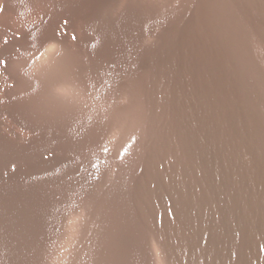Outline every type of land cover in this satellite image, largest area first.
Wrapping results in <instances>:
<instances>
[{"label":"rangeland","instance_id":"1","mask_svg":"<svg viewBox=\"0 0 264 264\" xmlns=\"http://www.w3.org/2000/svg\"><path fill=\"white\" fill-rule=\"evenodd\" d=\"M8 1L11 3L8 4ZM247 1L0 0V9H3L0 12V59L7 61V66H0V264H188L187 249L177 244L170 227L166 228H170L167 233L163 226V220L171 218L173 212L171 199H162L167 193L163 191L162 183H169L170 186L176 183L178 188L181 185L179 190L185 192L181 191L182 196L186 194L183 199L189 202L185 204L194 201L197 205L191 203L192 207L195 206V223L203 226V231L205 226L209 230H205L207 235L198 247V250L204 249V244H208L207 250L205 248L208 254L199 263L235 264L239 260L236 254L241 256L243 253H239L238 248L248 239L246 233L240 231L244 227L242 223L246 221L243 217L238 218L244 212L240 209L242 204L239 205L235 190H232L234 193L230 190H227L230 194L226 193L225 184L219 182L221 179L217 177L221 184L218 185L217 178L212 180L206 171L208 149H218L219 138L225 137L223 140H227L225 134L229 128L224 125L225 117L215 112L214 103L204 97L201 89L203 78L196 71L189 74L190 68L183 71L180 68H195L194 58L187 52H218L224 47L247 103L254 107L257 118L253 103L256 100L258 110L264 115V0H261L263 8L259 14L252 17L245 15L242 9ZM254 17L259 18L258 23L254 22ZM39 23L45 27L47 25V28L40 27ZM57 23L61 25L59 28ZM41 28L57 36L62 31L59 34L64 35L67 44L70 36L74 37V42L78 44L77 64L74 66L72 63L71 66L74 69L77 66L72 70L78 76L82 75L79 76V81H83L81 84L94 87L98 98L114 108L133 107L149 131L139 138L138 132H135L137 129L124 123L120 127L117 119L102 111L92 115L84 108L72 111L70 107L47 106L46 109L27 89L28 86L22 85L26 83L22 82L23 75L16 68V62L25 54L26 48L20 46L24 44V38L28 41L33 36L36 38L49 33L37 31ZM75 33L79 35L78 40ZM51 42L36 52H43L56 44V41ZM12 44H16L14 48ZM70 44L65 52H70ZM167 51L175 64L171 70L158 59L145 61L146 58H143L145 53L151 52H163V57ZM13 69L16 71L12 74ZM18 74L21 77L17 78ZM90 87L87 89L90 90ZM66 90L69 87L64 92ZM71 90L75 91L69 92L73 96H66L68 92L60 95L64 92L58 90L59 93L54 92H57L55 97L61 96L62 100L57 99L73 103L81 95L77 94V90ZM206 102L211 105L208 106ZM65 109L67 112L62 111ZM210 125L213 129L215 127L216 132L212 133ZM219 126L227 129H220ZM129 130L132 132L130 135ZM218 131L222 136L218 133L217 137ZM227 135L230 136V133ZM212 136L218 140L211 142L212 145L217 142L216 148L209 143L214 139ZM231 138L232 142L234 138ZM229 141H225L226 144ZM236 144L235 147L229 144L232 148L228 145L227 148L230 147L229 150L233 152ZM237 145V149L241 148L239 143ZM147 175L151 209L145 205V201V204H141L143 193L138 192ZM208 180L213 185V191L209 189ZM255 193L252 196L249 191L252 197L258 194ZM136 194L141 195L142 199ZM250 195L243 198L249 199ZM233 198L239 202L236 203L240 206L237 210L241 211H235ZM210 201L213 203L210 204ZM252 201L248 204L251 205ZM142 206H147V210L144 211ZM229 208L232 210L231 216H235L231 220L244 221H223L227 215L223 216L225 213L222 212ZM260 210H247L258 215L252 212L250 215L255 219L251 218L247 221L248 225L244 224L250 228L253 224V242L248 239L249 246H252L249 250L251 256L248 257L252 260L248 257L250 261L243 260L242 255L239 264H245V261L264 264V251H261L264 249V214L261 215L264 209ZM151 212L154 218L149 216ZM144 218L147 219L142 222ZM250 220L255 223H249ZM234 221L235 225L239 224L240 230H234L239 229L237 225L231 227L232 231L229 230L230 225L234 226ZM223 226L229 228L225 229V233L230 231L227 237L233 238L231 241L235 239L233 244L231 242L233 247L239 241L238 251H234L236 245L234 250L226 252L227 248L233 247L228 244L227 237V240H223ZM238 231L239 235L236 233ZM231 232L239 239L229 237ZM223 246L226 249L222 250ZM226 255L228 261L232 259V263L227 262Z\"/></svg>","mask_w":264,"mask_h":264},{"label":"bare ground","instance_id":"2","mask_svg":"<svg viewBox=\"0 0 264 264\" xmlns=\"http://www.w3.org/2000/svg\"><path fill=\"white\" fill-rule=\"evenodd\" d=\"M27 1V0H26ZM246 1V0H245ZM9 2V1H8ZM247 5L245 3H243V5H245L242 9H243V12L245 13V15L247 16H250L252 17L254 14H259V10L261 8H263L261 4V0H248L247 1ZM11 2H9L8 4H10ZM21 3V2H20ZM23 3V2H22ZM17 5V4H16ZM37 5V4H36ZM33 6V5H31ZM30 6V7H31ZM41 6V5H40ZM44 7V6H43ZM242 7V6H241ZM12 8V7H11ZM24 8V6H23ZM33 8V7H32ZM22 9V7H21ZM27 9V8H26ZM39 9V8H38ZM44 9V8H43ZM10 10V9H9ZM8 10V11H9ZM32 10V9H31ZM36 10V9H35ZM57 10V9H56ZM55 10V11H56ZM7 11V12H8ZM14 11V10H13ZM43 11V10H42ZM49 11V9H48ZM52 11V10H50ZM15 12V11H14ZM29 12V11H27ZM37 12V11H36ZM22 13V12H21ZM31 13V12H30ZM47 13V12H46ZM32 14V13H31ZM38 14V13H37ZM66 14V13H65ZM31 16V15H30ZM67 16V15H66ZM41 17V16H40ZM27 18V17H26ZM34 18V17H33ZM42 19V18H41ZM254 22L255 23H258L259 22V18H256L254 17L253 18ZM258 20V21H257ZM38 21V20H37ZM46 21V20H44ZM49 21V20H48ZM62 21V20H61ZM20 22V21H19ZM22 22V20H21ZM24 22V21H23ZM31 22V21H30ZM41 22V21H40ZM47 22V21H46ZM45 22V24H46ZM52 22V21H51ZM59 22V21H58ZM18 23V22H17ZM25 23V22H24ZM29 23V22H28ZM50 23V22H49ZM53 23V22H52ZM56 23V22H55ZM60 23V22H59ZM63 23V22H62ZM60 23V24H62ZM31 24V23H30ZM34 24V23H33ZM42 24V23H41ZM40 23L38 25H41ZM58 24V23H57ZM58 24L57 27L59 28L61 25ZM75 24V23H74ZM27 25V24H26ZM29 25V24H28ZM36 25V26H38ZM49 25V24H48ZM65 25V24H64ZM77 25V24H75ZM44 26V25H43ZM42 25L40 27H43ZM73 26V25H72ZM78 26V25H77ZM24 27V25H23ZM22 27V28H23ZM30 27V26H29ZM35 27V26H34ZM45 27V26H44ZM43 27V28H44ZM52 27V26H51ZM54 27H56L54 25ZM66 28V26H64ZM47 28V25L45 27V29ZM58 28H55L57 29V31L59 30ZM27 29V28H26ZM32 29V28H31ZM34 29V28H33ZM42 29V28H41ZM41 29H36L37 31H44V32H48L47 30H41ZM51 30V28H49ZM64 29V28H63ZM30 30V29H29ZM53 30V29H52ZM51 30V31H52ZM74 30H75V27H74ZM17 31V30H16ZM19 31V29H18ZM23 31V30H22ZM25 31V29H24ZM55 31V30H54ZM52 31V32H54ZM56 31V32H57ZM15 32V31H14ZM26 32V31H25ZM32 32V31H31ZM44 32H41L44 33ZM60 32V31H59ZM58 32V35L55 34V33H51L49 31V33H44L42 35H38L36 38L29 36L31 38V40L29 39L28 41H26V38L25 39V42L24 44H20V46H23L26 48L25 50V54L21 55L22 58H20V56H18L20 59H18V61H13L14 63L16 62L17 63V72L19 71L20 74L22 73V78H24V81L22 82H25L26 84H23L22 85H26L28 86V90H31L34 94H35V97H37L46 107L47 106H52V107H62V108H66V107H70L72 111H74L75 109H86L87 111H90V113L94 114L97 112V114L102 111L105 113H107L108 115H110L112 118L117 119V121H119V125L121 124L120 127H122V124L124 123L126 126L127 125H130L133 129H137L135 130V132L137 131L138 134H139V138H140V135L143 136L145 135L144 133L146 131H149L146 130V124H145V121H143L142 117L140 116V114L132 109V108H129L128 107H124V108H114L113 106L109 104H106L104 102H102L101 99L98 98V94H95L96 92V89L93 90L92 87H90V85L88 87L87 84L86 85H82L81 83V79L79 81V76L81 75H77L75 74L73 71L77 68V66L75 67L74 69V66H75V63L77 64V57H76V52H78L77 50V41L76 43L74 42V38L70 36V41H68L69 43L71 42L70 46H71V49L69 48L70 52H65L66 48L69 47V43L67 44V40L66 38H64V35L62 34H59ZM78 31H76L77 33ZM39 33V32H37ZM51 33V35H50ZM62 33V31L60 32ZM75 33V34H76ZM34 34V33H33ZM40 34V33H39ZM56 35V37L54 35ZM74 34V33H73ZM79 34V33H78ZM35 35V34H34ZM53 35V36H52ZM79 35L76 34V40H78V37ZM23 38V37H22ZM23 40V39H22ZM73 40V41H72ZM21 41V39H20ZM51 41H56L55 45L54 46H50L47 48V50H44L43 52H36L37 50H39L40 48L42 47H45L48 43H50ZM80 41V40H79ZM19 42V41H18ZM22 42V41H21ZM20 42V43H21ZM13 43V42H12ZM17 43V42H16ZM52 43V42H51ZM80 43V42H79ZM10 44V43H9ZM18 44V43H17ZM197 44V43H195ZM16 45V44H14ZM14 45L12 44L11 47L14 48ZM51 45V44H50ZM9 46V45H8ZM80 46V45H79ZM195 46V45H194ZM22 47V49H23ZM166 47V46H165ZM199 47V45H198ZM9 48V47H8ZM17 48V47H16ZM50 48V49H49ZM197 48V45L196 47ZM49 49V50H48ZM15 50V49H14ZM18 51V49H16ZM24 50V49H23ZM200 50V49H198ZM13 51V50H11ZM165 50H163L164 52ZM21 52V51H19ZM163 52L160 54L159 52H151V53H145L143 58L145 59V61H148V60H153V59H158L160 60V62L164 65V67H167L169 68L170 70L173 69V66L175 65L173 62V57L169 54V52H165V55L162 57V54ZM24 53V52H23ZM92 53V52H91ZM188 55L191 57V58H194V64H195V68L193 66H188V67H181L180 69L183 71L185 68H190V72L189 74H193L195 71L197 73V75H199L200 77L203 78V83L201 84V89L203 91V95L204 97H206L207 101L209 100L210 102L212 101L214 103V110H216L215 112H220L224 117V125H226L227 129L225 126V128L223 126H219L220 129H227V131L230 133V136L227 135L229 134L226 130L224 131L226 134V137H227V140L229 141L230 138H231V135L233 136L232 138L233 141L231 142V140L228 142V144H226L227 140H223L225 137H221L219 139H221V141H219V143L217 142H214L215 145L211 144V142L213 140H215L216 138L215 135H214V139H211L210 140V144L212 145L211 147H215L217 144L216 147H218V149H208V162H207V175L209 178H213L212 180H214V178L216 179L217 177H219L221 179V181H219V178H217V182H223V184H225L224 186L226 187H222V189H224V191H229L232 193L233 191L232 190H235L237 192V197L240 201V204L238 201H234V198H233V203H235V209H234V205L232 206L233 207V211L235 210L236 212L237 211H241L240 209H243V213L240 215V212H238V218L241 219L240 217H243L244 219H246V221H244L243 219L241 220L242 222L244 221V223H242L239 219H235V221L237 222H241L245 227L244 224H247V221L249 219H253L254 216L253 215H257L256 212H258V210H263L264 209V115L258 110V107H257V103H256V100L253 101L254 105L256 106V109H257V118H256V115H255V111H254V107L250 104L247 103V100L245 99V97L243 96L242 94V90H241V84L240 82L236 79L235 75H234V72H233V68H232V65H231V60H230V56L228 54V52L225 51L224 47H222V49L218 52H187ZM78 55V54H77ZM148 57V58H147ZM16 59V58H15ZM70 60H72L73 62L70 63ZM79 61V59H78ZM12 63V64H14ZM74 63V66H71V64ZM14 65V66H15ZM182 65V64H181ZM13 66V68H14ZM82 67V66H81ZM72 68L74 70H72ZM79 68V67H78ZM166 68V69H167ZM14 70L16 71V69H13L12 71V74L14 73ZM79 70V69H78ZM83 71V70H82ZM77 73V72H76ZM16 74V73H15ZM19 75V74H18ZM17 75V76H18ZM16 75H14L13 77L15 78ZM82 76V75H81ZM12 77V78H13ZM21 77V75H19L17 78ZM84 78V76H83ZM19 80V79H18ZM244 80V79H243ZM85 82V81H84ZM92 86V85H91ZM69 87V90H66V92H68L67 95H69L70 93L69 92H73L72 90L70 91L71 88H73V90H77V94L81 95V98L80 100H78L77 98V101H74L73 103H67L66 101V97L65 98V102L63 101H60L58 100L57 98L61 99L59 96L56 98L55 95L57 94V92L59 93L58 90H60V92H64V89L65 88H68ZM90 87V90L87 89ZM91 88L94 92L91 91ZM30 91V92H31ZM55 91L56 94L54 93ZM31 92V94H32ZM60 93V95L64 94L65 93ZM75 93V91L73 92ZM97 93V92H96ZM29 93V95H31ZM74 95V94H73ZM70 94V96H73ZM69 96V97H70ZM77 96V95H75ZM67 97V98H69ZM36 98V101L38 100ZM72 99V97H70ZM74 98V97H73ZM70 99V100H71ZM73 100V99H72ZM101 100V101H100ZM39 102V101H38ZM70 102V101H69ZM211 102V103H212ZM209 103V102H208ZM211 103H209V105H211ZM42 104V105H43ZM207 104V102H206ZM208 105V104H207ZM208 105V106H209ZM135 108V107H134ZM48 109V107L46 108ZM45 109V110H46ZM51 110V109H50ZM53 110V109H52ZM55 110V109H54ZM53 110V111H54ZM57 110V108H56ZM221 110V111H220ZM61 111V110H60ZM62 111H66L65 110H62ZM69 111V110H68ZM77 111V110H76ZM80 111V110H78ZM86 111V112H87ZM67 112V111H66ZM78 113V112H77ZM89 113V112H88ZM87 113V114H88ZM92 114V115H93ZM91 115V116H92ZM96 115V114H95ZM94 115V116H95ZM93 116V117H94ZM110 117V118H111ZM258 119V120H257ZM113 120V119H112ZM113 120V121H114ZM209 121V120H208ZM1 122V121H0ZM209 123V122H208ZM117 124V122H116ZM132 124V125H131ZM1 125V124H0ZM124 126V125H123ZM125 126V127H126ZM3 127V126H1ZM124 127V128H125ZM210 127H212L210 125ZM130 129V127H127ZM148 128V127H147ZM211 129V128H210ZM213 129V127H212ZM215 129V127H214ZM212 131L213 132H216V131ZM4 130V129H3ZM123 130V129H122ZM132 130V129H131ZM217 130V128H216ZM219 130V129H218ZM221 130V131H223ZM124 131H126V129H124ZM220 131V130H219ZM219 131L217 132V137H218V133ZM3 132V131H2ZM134 132V133H135ZM224 132H223V135H224ZM5 133V132H4ZM129 135L132 133H130V130L128 131ZM212 133L210 132L209 130V134L212 135ZM215 134V133H214ZM222 134V132H221ZM210 135V136H211ZM220 135V133H219ZM224 135V136H225ZM17 136V135H16ZM222 136V135H220ZM9 137V136H8ZM131 137V136H130ZM146 137V136H145ZM208 137V136H207ZM210 137V138H212ZM6 138V137H5ZM231 138V139H232ZM208 140V139H207ZM225 143H223V141ZM215 141H218V140H215ZM231 142V143H230ZM234 142V143H233ZM238 142L239 143V147L241 146V148H238L237 149V144L236 143ZM217 143V144H216ZM236 144V154L234 153V150L235 149H232V151H230L229 149H231L232 147L229 145L231 144L232 145ZM223 144L226 146V150L224 148H222ZM230 146L229 148H227L228 146ZM232 145V146H233ZM235 147V145L233 146ZM210 148V146H209ZM222 148V149H221ZM4 149V148H3ZM224 150V151H223ZM241 152H244L241 153ZM234 153V154H232ZM241 153V154H240ZM240 154V155H238ZM235 156V157H233ZM212 160V161H211ZM144 179V182L142 180V184H140V186L142 187L140 189H138V192H141L143 193V199L144 200H141V204H145L147 205L150 209H151V205L150 204V193H149V177L148 175L146 176V180L145 178ZM210 180V179H209ZM208 180V186H209V189L211 191H213V188L211 186V182ZM216 181H214L213 183H215ZM139 182V181H138ZM216 182V183H217ZM219 182L217 183L218 185H221L219 184ZM166 183V182H165ZM212 183V184H213ZM135 186V185H134ZM137 186V185H136ZM161 187H163V191L167 192L166 194L163 195V198L162 199H171V202H170V207L172 209V212H173V216L170 218H166L163 220V226L166 228L170 227L173 231H171L172 233H174L172 236L175 238L177 244L181 245L182 249H187L186 251V255H187V261H189V263L193 262V264H201L199 263L200 261L202 262L203 259H206L205 256H207L206 254H208V252L206 251L207 250V246L208 244H206L207 246H205L204 244V249L201 248L200 250H198V247L204 242V238L205 236L207 235L206 234V231H209L207 230L208 228L205 226V230L203 231L204 227H199L198 224L195 223V220H194V207H192V205L194 204H185V203H189V202H186V200H184V196H186V194L184 196L183 193L181 191H183L182 189L179 190V188H182L181 185L178 186L175 184H172V186L169 185V183H166V184H161ZM144 188V189H143ZM143 189V190H142ZM215 190H217V188L215 187ZM214 190V192H215ZM137 190H135V193H136ZM144 191V192H143ZM226 192V193H229V192ZM249 191H250V194L253 196V194L255 195L256 193L255 192H258V194L254 197H252L250 194H249ZM137 192V193H138ZM184 192V191H183ZM213 192V193H214ZM253 194H252V193ZM140 193V194H141ZM185 193V192H184ZM234 193V192H233ZM8 194V192H7ZM230 194V193H229ZM137 195V194H136ZM233 196H235L234 194H232ZM248 195H250L249 197V201L245 198V197H248ZM259 195V196H258ZM139 196V194L137 195V197ZM141 196V195H140ZM139 196V197H140ZM243 196H245V200L243 198ZM6 197V196H5ZM17 197V196H16ZM138 197V198H139ZM236 197V196H235ZM236 197V198H237ZM257 199H256V198ZM60 198V197H59ZM141 198V197H140ZM184 198V199H183ZM253 198V199H252ZM7 199V198H6ZM5 199V200H6ZM23 199V198H22ZM56 199V198H55ZM54 199V200H55ZM142 199V198H141ZM9 200V199H8ZM241 200H243V203H241ZM250 200H253L249 205L248 202H250ZM7 201V200H6ZM50 201V200H49ZM57 201V199H56ZM59 201V200H58ZM143 201V202H142ZM145 201V203H144ZM184 201V202H183ZM244 201H248L247 204L244 203ZM11 202V201H10ZM138 202V201H137ZM140 202H138L140 204ZM211 202V201H210ZM3 203V202H2ZM18 203V202H17ZM21 203V202H20ZM137 203V204H138ZM213 202H211L210 204H212ZM241 205L238 206L237 204ZM23 204V203H22ZM57 204V203H56ZM62 204V203H61ZM196 205V204H194ZM209 205V204H208ZM207 205V206H208ZM23 206V205H22ZM50 206V205H49ZM59 206V205H58ZM140 206V205H139ZM147 206H142L145 210ZM197 206V205H196ZM210 206V205H209ZM14 207V206H13ZM141 207V206H140ZM240 207V209L237 210V208ZM243 207V208H242ZM251 207V208H250ZM48 208V207H46ZM63 208V206H62ZM142 208V209H143ZM210 208V207H209ZM139 209V208H138ZM149 209V211H151ZM212 209V207H211ZM21 210V209H20ZM49 210V209H48ZM58 210V209H57ZM250 211V210H254L252 212H254L255 214L253 215H250L252 214L251 213H248L247 212ZM260 210V212H261ZM142 211V212H144ZM149 211H147L149 213ZM211 211V210H210ZM231 211V212H230ZM40 212V211H39ZM64 212V211H63ZM141 212V213H142ZM147 212L145 213V215L147 214ZM226 212H228V214H226ZM224 210L223 213H225V216L227 215V218L223 219V221H227L228 219L231 220L232 217H235V216H231V213H232V210L229 208L228 211ZM230 212V213H229ZM247 212V213H246ZM263 212V211H262ZM18 213V212H17ZM44 213V212H43ZM53 213V212H52ZM152 213V212H151ZM150 213V214H151ZM198 213V212H197ZM196 213V216L198 215ZM212 213V212H211ZM28 214V213H27ZM36 214V213H35ZM143 214V213H142ZM149 216H153V213ZM217 216L219 215L218 213H216ZM264 213H262L261 215H263ZM23 215V214H22ZM26 215V214H25ZM32 215V214H31ZM214 215V214H213ZM236 215V213H235ZM243 215V216H242ZM62 216V215H61ZM212 216V215H211ZM216 216V215H215ZM250 218H248V217ZM253 216V217H252ZM258 216V215H257ZM21 217V216H20ZM43 217V216H42ZM142 217V216H141ZM144 217V215H143ZM146 217H148L146 215ZM150 217V218H152ZM220 217V216H219ZM256 217V216H255ZM54 218V217H53ZM149 218V219H150ZM152 218V219H153ZM222 219V215L220 217ZM237 218V217H236ZM260 218V217H259ZM258 218V219H259ZM262 218V217H261ZM25 219V218H24ZM57 219H59L57 217ZM139 219H141L139 217ZM147 219V218H146ZM144 218V221L142 222H145L146 220ZM152 219L150 220V222H152ZM220 219V220H221ZM227 219V220H226ZM233 219V220H234ZM255 219V218H254ZM36 220V219H35ZM38 220V219H37ZM55 220V219H54ZM231 220V221H233ZM2 221V220H1ZM22 221V220H21ZM214 221V220H213ZM235 221L234 223H232L234 226H231L230 225V229L227 228L229 225H227V222L226 225L227 227H224V233L227 231H225V229H229V230H233L231 227H235ZM11 222V221H10ZM147 222V221H146ZM149 222V220H148ZM237 222V223H238ZM56 223V222H55ZM59 223V222H58ZM139 223V222H138ZM215 223V222H214ZM216 223H217V220H216ZM219 223V222H218ZM224 222H222L223 224ZM249 223H255V221L252 222V220H250ZM9 224V223H8ZM11 224V223H10ZM25 224V223H24ZM41 223H39L40 225ZM54 224V223H53ZM119 224V223H118ZM144 224V223H143ZM229 224H231V222L229 221ZM249 224V225H251ZM38 225V226H39ZM52 225V224H51ZM140 225V223H139ZM167 225V227H166ZM218 225V224H217ZM225 225V226H226ZM239 225V224H238ZM237 225V226H238ZM253 225V224H252ZM251 225L252 228H250L249 226L248 227H243L241 226L242 230H240L239 226L238 228L239 229H234L235 231L236 230H240L241 232L243 231V234L246 233V236L248 239H250L249 241L253 242L252 238H253V234H252V230L254 231L253 229V226ZM37 226V225H36ZM118 226V225H117ZM133 226V225H132ZM1 227V226H0ZM35 227V226H34ZM51 227V226H50ZM123 227V226H122ZM126 227V226H125ZM11 228V227H10ZM30 228V227H29ZM57 228V227H56ZM169 228V229H170ZM203 228V229H202ZM216 228V226L214 227ZM247 228V229H246ZM28 229V228H27ZM39 229V228H38ZM37 229V230H38ZM47 229V227H46ZM119 228H117L118 230ZM169 229H166L169 233ZM120 230V229H119ZM125 230V229H124ZM165 230V231H166ZM215 230V229H214ZM217 230V229H216ZM228 230V232H230ZM6 231V230H5ZM11 231V230H9ZM46 231V230H45ZM49 231V230H48ZM56 231V230H55ZM123 231V230H121ZM23 232V231H22ZM39 232V231H38ZM129 232V231H128ZM170 232V233H171ZM227 232V233H228ZM37 233V232H36ZM51 233V232H50ZM171 233V234H172ZM225 233L223 237H225L223 240H227V234ZM232 233V232H231ZM229 235V237L233 236L234 233H232ZM237 235H239L238 233H240L239 231L236 232ZM43 234V233H42ZM48 234V233H47ZM123 234V233H122ZM206 234V235H205ZM22 235V234H21ZM35 235V234H34ZM38 235V234H37ZM36 235V237H37ZM41 235V234H40ZM45 235V234H44ZM49 235V234H48ZM53 235V234H52ZM55 235V234H54ZM125 235V234H124ZM210 235V234H209ZM221 235V234H220ZM236 234L233 236L234 238H238L239 237L237 236ZM242 235V233H241ZM240 235V236H241ZM117 236V235H115ZM114 236V238H115ZM121 236V235H120ZM213 237V234L211 233V235ZM209 236V238H210ZM222 236V235H221ZM220 236V237H221ZM237 236V237H235ZM252 236V237H251ZM45 237V236H44ZM49 237V236H48ZM119 237V236H118ZM131 237V236H130ZM219 237V238H220ZM227 237V238H226ZM242 237V236H241ZM14 238V237H12ZM42 238V237H41ZM47 238V237H46ZM51 238V237H50ZM49 238V239H50ZM245 236L242 238L244 239ZM48 239V240H49ZM124 239V238H123ZM127 239V238H125ZM124 239V240H125ZM133 239V238H132ZM231 239L233 238H228V244L231 245V242L233 244V242H235V239L234 241ZM241 239V238H240ZM241 239V241H242ZM248 239H245L242 243L243 245H240L241 248H238L239 245H235L234 243V247H236V249L234 250V247L231 248L229 247V249L226 247H222V250L223 248L226 249V252L227 250L230 251V249L234 250V251H238L239 249V253L242 252L243 256H244V259L243 260H252V258H249L251 256H249V250L250 248H252V246H249V242H248ZM12 240V239H11ZM122 240V239H121ZM131 240V239H130ZM130 240H129V243H130ZM21 241V240H19ZM29 241V240H28ZM34 241V239H33ZM41 241V240H39ZM118 241H120L118 239ZM43 242V240H42ZM116 242H117V239H116ZM27 243V242H26ZM29 243V242H28ZM36 244V243H35ZM40 243H38V246H39ZM120 244V242L118 243ZM126 244V243H125ZM128 244V243H127ZM239 244V243H238ZM241 244V243H240ZM1 245V244H0ZM13 245V244H12ZM20 245V244H19ZM33 245V244H32ZM37 245V244H36ZM177 245V246H178ZM253 245V243L251 244ZM8 246V245H7ZM16 246V245H15ZM21 246V245H20ZM19 246V247H20ZM6 247V245H5ZM35 247V245H34ZM37 247V246H36ZM23 248V247H22ZM21 248V249H22ZM26 247H24L25 249ZM28 248V247H27ZM31 248V247H30ZM42 248V247H41ZM206 248V250H205ZM238 248V249H237ZM36 249V248H35ZM180 249V248H179ZM28 250V249H27ZM241 250V251H240ZM25 251V250H24ZM181 251V250H180ZM27 252V251H26ZM207 252V253H206ZM224 254L225 251H223ZM222 253V255L225 257V255ZM21 252H19L20 254ZM30 253V251H29ZM34 253V252H33ZM229 253V252H227ZM238 253V252H236ZM22 254V253H21ZM42 254V253H40ZM37 255V253H36ZM228 255V254H227ZM226 255L227 257V262L228 261V256ZM242 255L241 256H238L236 254V256L239 258V260H236L235 261V264L239 262H242ZM29 256V255H28ZM32 256V255H30ZM34 256V255H33ZM249 256V257H248ZM20 257V256H19ZM224 257H223V260H224ZM236 257V259H237ZM242 257V258H240ZM247 259H246V258ZM231 258V254H230V257ZM24 260V259H23ZM26 260V259H25ZM32 259H30L29 261H31ZM35 260V259H33ZM222 260V261H223ZM249 260V261H250ZM195 261V262H194ZM204 261V260H203ZM226 261V258L225 260ZM26 262V261H25ZM32 262V261H31ZM36 262V261H35ZM197 262V263H196ZM188 263V264H189ZM230 263H232V259L230 261ZM245 264L247 263L246 261L244 262ZM223 264H227V263H223ZM239 264V263H238ZM243 264V263H241ZM249 264V263H247Z\"/></svg>","mask_w":264,"mask_h":264},{"label":"snow or ice","instance_id":"3","mask_svg":"<svg viewBox=\"0 0 264 264\" xmlns=\"http://www.w3.org/2000/svg\"><path fill=\"white\" fill-rule=\"evenodd\" d=\"M3 9H0V12H2ZM74 38V37H73ZM4 43H7V40L5 39ZM0 66H7V61L0 59ZM261 251H264V249H261Z\"/></svg>","mask_w":264,"mask_h":264}]
</instances>
